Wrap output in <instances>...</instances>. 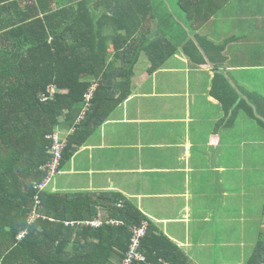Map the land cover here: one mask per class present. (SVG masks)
<instances>
[{
  "label": "crops",
  "instance_id": "crops-1",
  "mask_svg": "<svg viewBox=\"0 0 264 264\" xmlns=\"http://www.w3.org/2000/svg\"><path fill=\"white\" fill-rule=\"evenodd\" d=\"M170 10L147 32L150 39L209 38L224 46L223 60L197 66L179 49L151 75L144 54L131 99L64 162L47 191L121 195L193 264H246L264 239V193L257 190L264 157L256 152L264 148V127L231 106L264 99V0H230L201 28L191 27L181 9L185 20ZM63 130L68 141L73 131ZM96 213L91 222L65 227H103L109 214ZM94 245L98 240L87 235L0 236V264L12 252L8 264H71Z\"/></svg>",
  "mask_w": 264,
  "mask_h": 264
},
{
  "label": "trees",
  "instance_id": "trees-1",
  "mask_svg": "<svg viewBox=\"0 0 264 264\" xmlns=\"http://www.w3.org/2000/svg\"><path fill=\"white\" fill-rule=\"evenodd\" d=\"M228 1L178 0V6L191 27L201 28ZM164 9L172 16L167 0H0V236L15 240L24 232L26 236L87 235L98 240L97 250L85 259H72L71 264H114L113 258L124 264L133 230L147 223L141 244L147 264H193L121 195L36 190L47 176L42 169L51 159L52 135L65 131V125L73 131L62 169L131 99L136 68L144 54L151 63V75L179 49L197 66H208V58L216 65L223 60L224 46L209 38L198 41L185 34L176 41L150 39L147 32L154 24L162 26ZM169 20L174 29L173 18ZM92 88L85 109V96ZM50 89H55L52 96ZM231 108L244 110L264 127L263 98L239 99V105ZM37 198L41 219L31 225ZM96 208L109 214L103 227H65V223L93 221ZM113 221L120 225L108 224ZM110 249L113 254L102 256ZM12 256L13 252L3 264L11 262ZM246 264H264V239L258 241Z\"/></svg>",
  "mask_w": 264,
  "mask_h": 264
},
{
  "label": "built area",
  "instance_id": "built-area-1",
  "mask_svg": "<svg viewBox=\"0 0 264 264\" xmlns=\"http://www.w3.org/2000/svg\"><path fill=\"white\" fill-rule=\"evenodd\" d=\"M95 88H92L90 91L85 96V109L86 107L89 106V100L92 97V94L94 92ZM49 93L52 95L55 94V89H50ZM46 99V97L44 98ZM52 145L50 147L49 154L51 155L50 161L46 164V166L42 169L43 172L46 173V178L41 183L36 187V190L38 193H43L46 192L50 185L54 182L55 178L59 175L60 169L62 166V162L64 160V153L65 149L67 147L68 141L63 139L61 137V132L58 131L54 135H52ZM36 208L33 211V213L30 216L29 223L33 224L37 220L41 219V215L39 214V209L41 207V201L39 198L36 199ZM116 225H120L119 223H114ZM148 232V224L144 223L142 227L136 228L133 230V240H132V245L131 249L129 251V255L126 258V261L124 264H135V263H140V264H147V258L145 254L141 251L142 247V241L146 238ZM27 235V232L22 233L20 237H24Z\"/></svg>",
  "mask_w": 264,
  "mask_h": 264
},
{
  "label": "rangeland",
  "instance_id": "rangeland-1",
  "mask_svg": "<svg viewBox=\"0 0 264 264\" xmlns=\"http://www.w3.org/2000/svg\"><path fill=\"white\" fill-rule=\"evenodd\" d=\"M167 2H168V5L170 6V9H172V11H174L176 15L181 16L183 18L184 15H183L182 11L179 9L178 0H167ZM183 19L185 20V16H184ZM61 137L63 139L65 138V134L63 132H61ZM261 148H257V150H260V151H256V152H257V154H261L264 157V148L263 149H261ZM251 151H254V148H251ZM258 186L259 187H258L257 190L259 192L263 191V193H264V177H263V181L259 182ZM259 192H258V195H257V202L259 201ZM263 198L264 197H262V199ZM254 249H255V247H254ZM252 253H253V251L249 254V257L247 258V262L249 261V258L251 257Z\"/></svg>",
  "mask_w": 264,
  "mask_h": 264
}]
</instances>
